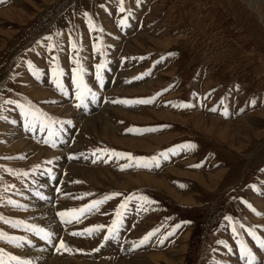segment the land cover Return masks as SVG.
I'll return each instance as SVG.
<instances>
[{
  "label": "rangeland",
  "instance_id": "374dc122",
  "mask_svg": "<svg viewBox=\"0 0 264 264\" xmlns=\"http://www.w3.org/2000/svg\"><path fill=\"white\" fill-rule=\"evenodd\" d=\"M76 60L95 102L101 90L87 73L102 63L105 82L116 74L113 84L102 86L109 98L101 107H73ZM57 65L63 91L54 83ZM152 97L149 104L114 103ZM6 100L59 121L68 130L62 143L54 149L25 135L22 109ZM0 116L7 118L0 119V216L45 228L46 216L35 204H51L45 166L64 178L58 195L66 187L70 208L120 193L81 225L105 221L127 192H140L155 206L147 210L156 219L136 223L123 251L105 243L84 254L80 250L95 240L66 235L71 251L63 250L70 259L65 264H243L231 242L233 227L256 255L255 264H264V249L245 231L254 228L264 238V0H0ZM97 117L105 123L87 124ZM75 127L78 134L66 147ZM146 128L155 131H140ZM103 145L133 157L162 147L164 155L158 168L121 170L126 156L109 163L89 158L88 149ZM65 151L72 158L65 159ZM47 160L51 166L44 165ZM9 197L16 206L7 203ZM51 205L52 211L67 208ZM156 228L161 244L156 238L132 248ZM0 230L28 241L17 247L0 240V249L40 264L30 253L46 254L48 242L2 221Z\"/></svg>",
  "mask_w": 264,
  "mask_h": 264
},
{
  "label": "snow or ice",
  "instance_id": "6c2138e0",
  "mask_svg": "<svg viewBox=\"0 0 264 264\" xmlns=\"http://www.w3.org/2000/svg\"><path fill=\"white\" fill-rule=\"evenodd\" d=\"M120 11L124 12L125 9L123 7H120ZM87 15V14H85ZM121 24L126 23V19H122L120 21ZM94 26L90 24V29L93 28ZM48 39H51L50 37ZM75 47V46H74ZM95 47V45H94ZM55 60V58H53ZM31 64V62H29ZM74 63L77 65V67L73 68V77L72 81L73 84L76 85V98L80 101V104L77 106L79 107L84 103V98L88 95H91L93 99H95V93L91 91L90 88L86 84H84L83 79H82V74L85 71L83 66L79 64V61L76 60ZM104 65L102 63L96 65L97 69V79H100V72ZM53 73H54V83H56L57 87L60 88L61 91H63V84L60 82L59 75L57 73L62 74V70L58 68L57 66H54L53 68ZM135 79H140V77H136ZM155 97L152 98H142V99H134V100H120V101H114L118 103H123V104H149L152 103ZM4 103H13V104H18L17 101H11V100H6ZM18 106L22 109V114L25 117L26 120V126L29 128H33L38 126L40 131H45L47 130V138L44 140L45 143H49L52 141V138L57 136L58 133L53 130L52 125L55 123V121L50 120L44 113L39 112L38 109H33L31 105L29 104L27 107L22 104H18ZM181 107H191V104L183 103L180 105ZM215 111V109H212ZM0 119H7L4 116H0ZM140 131H155V129H143ZM53 146H55V143L53 142ZM183 147H187L189 149L195 148L194 144H187L184 145ZM97 152H100L101 150H96ZM105 152L108 150H104ZM95 154V153H94ZM161 155H164L161 153ZM113 156L116 158L120 157H127L129 163L125 165H121V170L125 167H152L156 166L159 167V163L156 157H133L131 154H125V153H111L109 155V159H111ZM100 159L101 157H97ZM95 162V161H94ZM104 162H107L105 160ZM49 163H51L49 161ZM198 166V165H197ZM79 182V181H77ZM57 191H60L57 189ZM88 195V194H86ZM120 193H112L104 196L101 199H96L90 201L88 204L81 206L78 209H66L64 211H60L57 213V216L60 217L61 222L64 224H71V223H79L81 222V218L85 216V214L91 213L92 211H99V206L103 204L105 201L111 199L113 196H119ZM135 197L129 196L126 200L122 201L121 204L117 206V210L114 213V219L112 220L111 225L105 226V225H93L88 228L83 229L81 232H72L71 235H83L85 233L91 235L94 232L99 231L102 228H106L107 230V235L104 236L105 240L115 238L119 234V230L121 227V222L123 220V214L124 211L127 210L128 203L134 199ZM139 200L141 201H147L146 197H139ZM7 203L12 204L14 206L17 205L16 201H13L9 199ZM251 207V205H249ZM123 210V211H122ZM255 211V209H253ZM259 215V213H257ZM225 219L230 220L231 218L226 217ZM0 221L3 223L10 224L14 228H19V227H24L27 231L34 233L36 236L40 237L46 242H51L54 239V233L51 231H48L44 229L43 227H38L36 225H29L25 223L24 221H11L10 219H6L3 216H0ZM179 227V225H177ZM241 228H244V225H240ZM156 230H153V232L147 233L141 240L133 245L134 248H138L141 245L145 244L150 237L154 234ZM247 231L248 235L253 238L255 241L256 245L260 249H264V238H261L260 236L257 235L256 231L254 228H247L245 229ZM171 234V233H169ZM233 235L237 236V241L239 244V251L242 259L246 260V264H255V261L257 260L256 255L253 253L252 249L244 243L243 240L239 238V233L237 232V229L233 227ZM0 240L7 241L8 243H13L17 247H23L25 243H28V241L25 240L24 237H17V236H12L3 230H0ZM162 242V241H161ZM56 251H71V248L68 246V244L63 240L60 239L58 243L55 245ZM99 249H94V251H98ZM32 264L30 260L27 259H22L19 256H16L12 253H6L4 249H0V264Z\"/></svg>",
  "mask_w": 264,
  "mask_h": 264
},
{
  "label": "bare ground",
  "instance_id": "6f19581e",
  "mask_svg": "<svg viewBox=\"0 0 264 264\" xmlns=\"http://www.w3.org/2000/svg\"><path fill=\"white\" fill-rule=\"evenodd\" d=\"M42 92V91H41ZM95 118V117H94ZM100 123H105L103 120H102V118L101 117H97L96 118V120L93 122L92 120L91 121H89L88 120V122H87V124L89 125V126H92V125H94V124H100ZM107 124V123H106ZM85 126V125H84ZM106 126V125H105ZM106 129V128H105ZM110 129V128H109ZM10 131V130H9ZM110 131V130H109ZM127 140V139H126ZM115 141V140H114ZM129 143H130V141H128ZM132 143V142H131ZM141 143V142H140ZM133 144V143H132ZM135 145H136V142H135ZM129 147V146H128ZM74 168V167H73ZM75 171V170H74ZM76 171H79V170H76ZM82 174V173H81ZM103 174V173H102ZM165 184V183H164ZM44 191V190H43ZM35 204H37V212H40L39 214L40 215H43V216H46L45 218V220L42 222L43 223V225H45L44 227L47 229V227H49V231H51V232H54V233H59V230L58 231H56V227H53V225H52V222H54V219H53V211H52V208L50 207V205H48V204H46V203H43L42 202V200H41V202H35ZM45 214V215H44ZM55 223V222H54ZM50 227H52V228H50ZM70 227V226H69ZM42 240V239H41ZM36 242V241H35ZM37 243V242H36ZM39 244V243H38ZM37 244V245H38ZM29 247V246H28ZM52 248V246H51V244H49V246L48 245H46V247H45V251H46V254L44 253V255H40V254H35L34 252L32 253H30L31 254V256H33L37 261H39L40 262V264H62V263H64V261L65 260H67V261H69L70 259H69V257H68V254L67 253H65V252H63V250H61V251H56L55 253H56V255H54V256H48L47 254L48 253H50V249L49 248ZM25 248V247H24ZM27 250V249H26ZM25 250V251H26ZM28 253H29V251H28ZM27 253V254H28ZM42 253H43V251H42ZM157 256H161V253L160 254H157ZM155 257V256H154ZM32 260H33V258H32ZM38 262V263H39ZM66 263V262H65ZM64 263V264H65ZM79 263V262H78ZM102 264V263H101Z\"/></svg>",
  "mask_w": 264,
  "mask_h": 264
}]
</instances>
